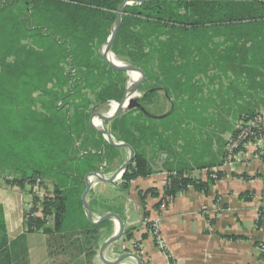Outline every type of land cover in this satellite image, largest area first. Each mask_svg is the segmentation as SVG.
<instances>
[{
    "label": "trees",
    "instance_id": "obj_1",
    "mask_svg": "<svg viewBox=\"0 0 264 264\" xmlns=\"http://www.w3.org/2000/svg\"><path fill=\"white\" fill-rule=\"evenodd\" d=\"M124 1L0 0V154L10 153L6 164L0 162V170L13 171V183L23 188L38 177L54 185L51 197L40 200L32 196V210L40 207V215L26 221L29 231L34 227L48 235H81L90 243L100 241L112 229L109 220L87 221L81 195L86 174L96 172L109 151L118 149L92 126L91 114L96 109L107 110L110 100L120 101L125 91L126 72L108 66L100 54ZM217 39L221 42L215 43ZM111 51L118 60L140 69L145 87L136 98L144 110L133 107L104 120L112 137L133 150L121 181L128 185L137 177L151 175L155 160L164 153L162 165L168 171L165 197L172 198L189 187L207 191L210 183L223 176L217 170L212 177L213 151L207 143L213 140L217 129H211L219 114L213 125L202 122L196 129L197 138L193 131L187 137L190 142L184 139L186 144L178 151L174 143L179 131L176 129L175 138L164 134L175 109L155 115L146 104L156 90H162L168 99L173 92L187 95L185 83L190 84L194 75L188 71L193 68L195 73L207 75L214 66L241 84L234 92L247 104L240 117L249 119L263 111L264 0L134 2L123 9ZM253 98H257V107L250 106ZM179 120L182 124L184 119ZM235 134L234 128L232 137ZM221 155L224 161L226 151ZM202 158L208 159L199 165L206 168V181L180 169L189 165L188 160L195 163ZM146 195L156 196L148 189L140 199ZM146 226L150 228L151 223ZM132 236L124 233L126 240ZM3 247L0 244V250Z\"/></svg>",
    "mask_w": 264,
    "mask_h": 264
},
{
    "label": "crops",
    "instance_id": "obj_2",
    "mask_svg": "<svg viewBox=\"0 0 264 264\" xmlns=\"http://www.w3.org/2000/svg\"><path fill=\"white\" fill-rule=\"evenodd\" d=\"M260 98L264 100V93ZM236 101L238 121L247 104L241 98ZM256 101L253 98L250 106L257 107ZM184 105L188 111L190 105ZM214 111L219 116L213 140L207 141L213 151L210 166L211 170H220L223 176L210 183L207 191L189 187L172 198L165 197L168 171L162 165L166 159L164 153L155 160L151 175L137 177L128 185L121 178L109 182L92 177L86 200L93 218L114 213L124 225L122 236L104 248L107 260H115L126 252L124 246L139 241L141 248L137 255L141 264H167L168 261L173 264H264L261 256L264 253V159L250 158L228 171L221 151L224 152L237 121L232 127L225 116L229 110L214 108ZM119 148L122 153H129L127 147ZM207 160L202 158L195 163L188 160L189 165L180 169L184 174L206 181V168L199 165ZM109 172L104 174L107 179L114 174ZM14 178L11 171L5 175L0 172V244L4 246L0 250V264H108L99 257V248L114 234V218L108 219L112 223L111 231L100 241L90 243L81 236L29 231L26 221L30 194L24 190L26 185L23 188L14 184ZM148 189H153L156 196L146 195L141 200L140 195ZM156 220L161 246L143 227ZM125 232L132 233V239L126 240ZM118 264H136V261L125 258Z\"/></svg>",
    "mask_w": 264,
    "mask_h": 264
},
{
    "label": "rangeland",
    "instance_id": "obj_3",
    "mask_svg": "<svg viewBox=\"0 0 264 264\" xmlns=\"http://www.w3.org/2000/svg\"><path fill=\"white\" fill-rule=\"evenodd\" d=\"M113 30V29H112ZM221 40L217 39L215 41V43H220ZM212 44L211 47H215L216 44ZM102 48V53L104 52L103 48L104 45L101 46ZM115 59L119 62V63H123L122 61L118 60L116 57ZM218 71H220V69L218 67H214L211 66L208 69V74L207 75H203L200 74L198 72H194V69L191 68L188 72L189 74L193 75V77L189 78L190 84H193V86H191L189 83H185V90L188 91L187 95H181V96H176L174 94V92L172 93V100L170 101H166L165 98V93L162 90H156L154 92L150 93V99L146 104V107L148 108V110L153 113V114H163L166 111H170V109H175V111L173 112L172 116L169 118L168 121V126L166 127L165 125H163L162 127L165 128L166 127V131H164L165 136H167V138H172L176 136L175 132L176 129L179 131L178 136H180L178 138V141H175L177 144L175 145L176 150L178 151H182L184 147V145L186 143L184 139H187L188 136H190L189 134H192V132L194 131V134L196 133V138L198 136V133L196 132V126L202 127L200 124L204 121H208L210 124H214L215 123V115H216V111H214V108L217 109H226L229 110L230 112L227 113L225 116L226 118L228 117L230 120V123L232 124L231 126H234V123H236V119H237V115H236V111L238 110L236 105L237 103V98L238 96L234 94L237 92V89H241V84H239L238 80L236 78H234L232 75H230L229 73H224L221 74ZM221 74V75H220ZM127 75V79L125 81V88H127L128 86H130V84L133 82L129 76V71L126 72ZM156 75H154V77H152V79H156L155 77ZM182 78V80H185L184 77L181 75L180 76ZM157 83V80H155V84ZM144 86H143V82L140 83L139 88L136 90V95L135 97L138 98L139 96H142V94L144 93ZM192 92H194V95H192ZM235 92V93H234ZM90 98V100L93 99V94L91 92H89L87 94ZM193 96L192 98V102L190 103V107L188 108V111H185V106H184V101H186V104L188 100H190V96ZM183 96H185L183 98ZM187 96V97H186ZM187 98V100H185ZM112 100H110L111 102ZM116 101V100H114ZM109 102V103H110ZM119 102V101H116ZM109 108V106H108ZM107 108V109H108ZM93 109V108H92ZM113 109H115L113 107ZM101 112V111H107L104 109L101 110H93V112ZM199 113V115L195 114ZM208 116V118H207ZM210 116V117H209ZM180 118H183V122L182 124L180 123ZM211 118L213 120H211ZM96 119V116L93 117V120ZM186 119V120H185ZM206 119V120H204ZM228 121V119H227ZM227 121H223V122H227ZM220 123H222V121H220ZM181 124V125H180ZM180 125V126H179ZM98 126V125H97ZM179 126V127H177ZM99 127L102 128H108L109 125L105 124V122L103 120L99 121ZM206 126H204L205 129ZM162 128V129H163ZM179 128V129H178ZM168 129V130H167ZM210 130V129H208ZM211 130H216V127H212ZM183 132V133H182ZM182 134V135H181ZM101 136L104 138V136L101 134ZM207 137V136H206ZM205 137V138H206ZM105 139V138H104ZM114 141L119 142L117 140H115L113 138ZM188 142H190V139H187ZM206 142V141H203ZM168 144V143H166ZM205 144V143H204ZM224 143H222L221 141V145H223ZM189 149V148H188ZM201 150V149H199ZM189 152V150H188ZM10 153H5L4 155L0 154V162L4 160V164H6V159L9 157ZM129 153H122L121 149L118 147V149H112L109 151V155L107 157V159H105L103 161V163L99 166V169L97 171H103V173L105 174H111L112 172H116L120 169L121 165L129 158ZM162 158L164 157L161 156ZM234 167V166H233ZM107 170V171H106ZM0 172L2 174H6V173H10V171H1ZM11 173L15 174L14 172L11 171ZM16 176V174H15ZM40 180V187L35 186V185H30L29 187H26L24 190H26L30 195L29 198L30 200H32L31 197V193L32 196L34 195V193L40 198V200L43 197H51L53 195L54 192V185L51 182V180L45 179L43 177H38ZM32 191V192H31ZM35 196V195H34ZM84 206V205H83ZM29 207V204H28ZM50 223H53V218L50 217L49 218ZM70 234V233H69ZM81 236V235H80ZM77 237V236H76Z\"/></svg>",
    "mask_w": 264,
    "mask_h": 264
},
{
    "label": "water",
    "instance_id": "obj_4",
    "mask_svg": "<svg viewBox=\"0 0 264 264\" xmlns=\"http://www.w3.org/2000/svg\"><path fill=\"white\" fill-rule=\"evenodd\" d=\"M143 0H125L122 4L119 5V7L117 8V12H116V19H115V27L113 28L112 32L110 33V35L108 36L105 45H104V52L102 53V48H100V54L101 57L103 58V60L108 64V66H110L113 69L116 70H124L125 72L128 71H133L137 74V77L135 79H133V82L130 84V86H128L127 88H125L124 94L121 98V100L118 102L117 107L114 111H107V112H103V111H97V112H92L91 114V124L92 126L98 130L105 138V140L111 144L112 146L115 147H127L129 149V158L121 165L120 169L116 172H114V174L110 177V178H105L104 177V173L103 171H96V172H92V173H88L86 174V187L81 195V200L82 203L85 207L86 210V218L87 221L91 224H98L102 221L114 218L115 222H116V230L114 232V234L112 236H110L107 240H105L102 245L99 248V257L106 263L108 264H118L121 260L125 259V258H131L133 260L136 261V264H141V259L140 257L135 254V253H131V252H124L122 254H120L115 260H107L104 257L103 251L104 248L109 245L110 243L118 240L124 231V225H123V221L122 219L114 213H106L96 219L93 218L92 216V212H91V207L89 205V203L86 200V194L88 193L91 184H92V177L96 176L101 178L102 181H114L115 179H120L124 173V171L126 170V168L128 167V165L131 163L132 159H133V150L130 147V145L124 143V142H116L113 140L112 135L108 132L107 129L102 128L97 126L94 121H93V117L96 116V119L98 121L101 120H109L119 114H121L124 110L129 109V108H133V107H138L141 110H144V108L137 102L136 100V90L139 88L140 83L142 82V77H141V71L140 69H138L136 66H134L133 64L130 63H119L118 61L115 60H110L109 58V54H112L114 57V53L111 51V45L116 37V34L120 28V24H121V15L123 12V9L125 6L132 4L134 2H141Z\"/></svg>",
    "mask_w": 264,
    "mask_h": 264
},
{
    "label": "built area",
    "instance_id": "obj_5",
    "mask_svg": "<svg viewBox=\"0 0 264 264\" xmlns=\"http://www.w3.org/2000/svg\"><path fill=\"white\" fill-rule=\"evenodd\" d=\"M114 104H116L117 107L118 102L112 100L109 103L107 111H112ZM235 129V136L229 139L225 146L226 156L224 166L227 167L228 171L233 170V166L239 162L250 158H261L264 156V111L257 112L249 119L241 117L235 124ZM212 171V177L215 178L217 170ZM31 184L40 187V180L35 179L34 181L27 182L25 185L29 187ZM34 195L37 196L35 193ZM33 205L34 202L31 200L28 207L27 219L40 215V207L37 211H33ZM158 224L159 222L156 220L151 224L150 228H147L146 224H144L143 227L145 231H148L152 237L155 238L157 244L161 246L162 241L159 235ZM32 229L35 230L34 227H32ZM140 248L141 246L139 241H133L132 243L124 246V251L137 254ZM167 264H173V262L168 261Z\"/></svg>",
    "mask_w": 264,
    "mask_h": 264
},
{
    "label": "bare ground",
    "instance_id": "obj_6",
    "mask_svg": "<svg viewBox=\"0 0 264 264\" xmlns=\"http://www.w3.org/2000/svg\"><path fill=\"white\" fill-rule=\"evenodd\" d=\"M109 58H110V60H115V61H117V60L115 59V57H114L112 54H109ZM129 76H130L131 80L133 81V79H135V78L137 77V74H136L135 72H133V71H129ZM113 107L116 108V104H114ZM113 110H114V109H112V111H113ZM93 121H94V123H95L96 125L99 126V121H98L97 119H94Z\"/></svg>",
    "mask_w": 264,
    "mask_h": 264
}]
</instances>
